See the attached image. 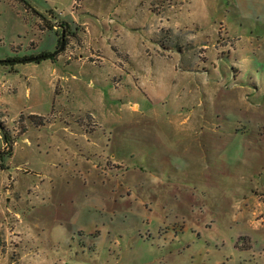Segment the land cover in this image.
I'll list each match as a JSON object with an SVG mask.
<instances>
[{
	"label": "rangeland",
	"instance_id": "374dc122",
	"mask_svg": "<svg viewBox=\"0 0 264 264\" xmlns=\"http://www.w3.org/2000/svg\"><path fill=\"white\" fill-rule=\"evenodd\" d=\"M260 1L0 0V264H264Z\"/></svg>",
	"mask_w": 264,
	"mask_h": 264
},
{
	"label": "crops",
	"instance_id": "0c3cea01",
	"mask_svg": "<svg viewBox=\"0 0 264 264\" xmlns=\"http://www.w3.org/2000/svg\"><path fill=\"white\" fill-rule=\"evenodd\" d=\"M252 0H216V6L217 8H220L223 6V3L228 4V6H225V9H227L229 6L235 7L239 12L244 15L243 18H246L245 11H247L250 8V2ZM204 2V1H203ZM261 2L260 0H256V3ZM263 10V7L260 9V12ZM241 18V19H243Z\"/></svg>",
	"mask_w": 264,
	"mask_h": 264
},
{
	"label": "water",
	"instance_id": "95a60500",
	"mask_svg": "<svg viewBox=\"0 0 264 264\" xmlns=\"http://www.w3.org/2000/svg\"><path fill=\"white\" fill-rule=\"evenodd\" d=\"M63 45H64V32L61 35V44H60V47H59V49L55 53L49 54V55L38 56L36 58L30 59V60H26V62H29V61L30 62H39L41 60L53 58L57 53H59L63 49ZM1 63L2 62L0 61V64Z\"/></svg>",
	"mask_w": 264,
	"mask_h": 264
},
{
	"label": "trees",
	"instance_id": "16d2710c",
	"mask_svg": "<svg viewBox=\"0 0 264 264\" xmlns=\"http://www.w3.org/2000/svg\"><path fill=\"white\" fill-rule=\"evenodd\" d=\"M34 13L37 14L35 11H34ZM64 41H65V39H64ZM60 42H61V39H60ZM1 62H2L1 64L4 65V66H6L7 63H8V61H1ZM37 63H39V62H37ZM4 137H5V140L8 141L7 137L6 136H4Z\"/></svg>",
	"mask_w": 264,
	"mask_h": 264
}]
</instances>
